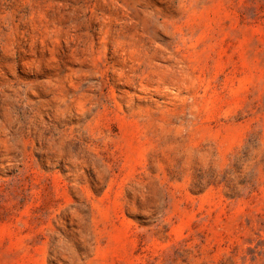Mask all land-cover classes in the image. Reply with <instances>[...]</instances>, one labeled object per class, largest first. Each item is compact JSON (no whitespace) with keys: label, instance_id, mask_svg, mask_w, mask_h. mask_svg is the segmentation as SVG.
<instances>
[{"label":"rangeland","instance_id":"1","mask_svg":"<svg viewBox=\"0 0 264 264\" xmlns=\"http://www.w3.org/2000/svg\"><path fill=\"white\" fill-rule=\"evenodd\" d=\"M0 264H264V0H0Z\"/></svg>","mask_w":264,"mask_h":264}]
</instances>
